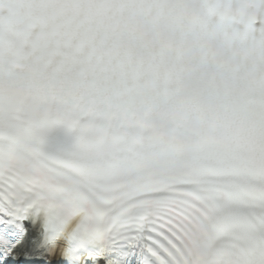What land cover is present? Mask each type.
I'll list each match as a JSON object with an SVG mask.
<instances>
[{"label":"snow or ice","instance_id":"obj_1","mask_svg":"<svg viewBox=\"0 0 264 264\" xmlns=\"http://www.w3.org/2000/svg\"><path fill=\"white\" fill-rule=\"evenodd\" d=\"M0 264H264V0H0Z\"/></svg>","mask_w":264,"mask_h":264}]
</instances>
